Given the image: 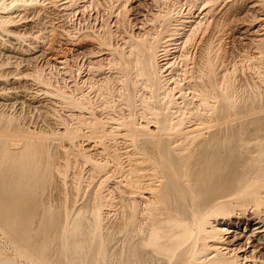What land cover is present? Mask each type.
<instances>
[{
	"label": "rangeland",
	"instance_id": "374dc122",
	"mask_svg": "<svg viewBox=\"0 0 264 264\" xmlns=\"http://www.w3.org/2000/svg\"><path fill=\"white\" fill-rule=\"evenodd\" d=\"M0 2V132L18 134L16 141L12 137L17 147L8 142L7 148L15 158L27 151L28 168L36 171L16 185L15 197L35 202L34 213L60 209L69 219L80 214L86 225L96 223L106 247L98 255L107 254L103 260L96 251L99 264H115L122 228L137 213L142 225V213L121 201L128 195L120 172L135 155L136 141L159 136L160 117L173 129L198 123L202 137L221 128L247 136L264 118V0ZM134 42L151 49L157 91L147 86L139 59L132 62ZM24 137L31 140L26 151ZM5 141L0 136V151ZM244 141L253 149L250 156L258 157L260 138ZM226 220L232 232L224 238L234 246L250 237L234 225L244 221L240 211ZM19 245L0 228V262L36 264L19 254ZM47 256L54 264V253Z\"/></svg>",
	"mask_w": 264,
	"mask_h": 264
},
{
	"label": "bare ground",
	"instance_id": "6f19581e",
	"mask_svg": "<svg viewBox=\"0 0 264 264\" xmlns=\"http://www.w3.org/2000/svg\"><path fill=\"white\" fill-rule=\"evenodd\" d=\"M4 9L0 2V10ZM134 43L129 53L133 55L132 62L139 59L143 74L149 78L146 79L149 82L147 86L157 91L155 80L158 78L154 81L151 79L154 70V67L151 69V49ZM119 54L126 63L125 55ZM203 91L206 93V89ZM160 118L162 128L158 130L159 136L151 133L154 136L149 134L150 137L136 141L135 155L128 158L127 169L120 172L123 192L128 195L121 201L133 205L135 212L142 213L143 219L142 225L139 224L137 213L134 220H129L122 228L123 242L120 252L114 254L115 264H264V243H257L264 240V118L246 133L247 136L243 135L244 131L235 129L221 133V128L205 137L201 136L203 128L199 129L198 123L186 129L176 126L173 129L167 127L165 117ZM31 134L30 137H33ZM11 135L0 134L7 139L0 151V188L2 184L4 190L8 189L5 200L0 201V228L20 242L19 254L36 264H47L49 250L55 255L54 264H97L101 259L96 261V258L107 254L98 255L100 246L105 250L106 247L98 241L96 223L86 225L80 214L69 219L65 212L60 213V209L55 213L46 210L42 214L34 213L35 202L21 201L20 197H15L16 185L29 182L36 171L28 168L30 162L26 150L31 141H27L29 137H24L21 143L25 146V154L15 158L7 146L13 144L12 137L15 139L18 134ZM250 135L261 140L258 148L261 151L256 158L250 156L252 148L243 146ZM16 144L13 145L17 147ZM121 166L120 163V170ZM44 170H41L42 175ZM93 210L96 212L97 207ZM238 211L244 215V221L234 225L238 227L240 224L242 232H249L250 237L252 234L262 235L257 237L256 243L247 237L243 243L234 246L233 240L224 238L232 231L230 227H225L223 220L233 218ZM26 243L27 246H24ZM96 251L98 256L95 255ZM104 256L103 260L107 257ZM0 264L13 263L2 260Z\"/></svg>",
	"mask_w": 264,
	"mask_h": 264
}]
</instances>
